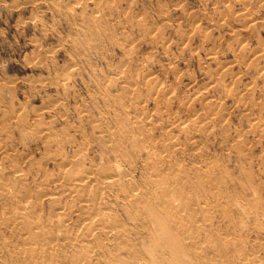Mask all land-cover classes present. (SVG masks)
<instances>
[{
    "label": "rangeland",
    "instance_id": "rangeland-1",
    "mask_svg": "<svg viewBox=\"0 0 264 264\" xmlns=\"http://www.w3.org/2000/svg\"><path fill=\"white\" fill-rule=\"evenodd\" d=\"M66 160L175 190L189 264H264V0H0V264H75Z\"/></svg>",
    "mask_w": 264,
    "mask_h": 264
},
{
    "label": "bare ground",
    "instance_id": "bare-ground-1",
    "mask_svg": "<svg viewBox=\"0 0 264 264\" xmlns=\"http://www.w3.org/2000/svg\"><path fill=\"white\" fill-rule=\"evenodd\" d=\"M163 96L165 97V94ZM142 140L139 137L134 138L136 143ZM77 152L79 153V150ZM68 161L66 160L59 169L56 180L61 182L60 186L65 187L66 194L78 199L80 209L85 213L83 219L91 224V229L84 235L80 229L84 230L79 228L82 223L80 221L79 230H74L76 233L71 235L69 231L73 229V224L62 225L64 233L61 232L62 235L56 239L63 241L59 245L61 249L70 250L68 255L65 254L66 258L63 257L64 260L75 264H189L183 256L187 248H194L197 257L203 254L202 248L192 240L188 232L189 225L184 222L189 215L187 207L179 201L175 190L163 184L149 187L151 183V180L148 182L149 177L146 179L148 187H141L134 180L130 169L120 163L109 164L104 173H95L85 168L76 171ZM2 173L4 172H0V178L4 176ZM55 193L49 196L54 205L60 199ZM62 205L58 207L59 213L55 212L58 216L55 215L64 220L62 216L66 215L67 207L64 209ZM118 206L123 209L125 218L116 214ZM30 207L29 203L18 205L13 220L26 215ZM34 228L38 229L39 225L35 223ZM134 228L144 230L140 244L135 243L133 233L137 230ZM40 236L41 232L37 230L30 235L29 241L35 242ZM111 241L115 242L116 248H111L109 243ZM223 241L228 242L224 237ZM55 249L56 247L52 245L51 250ZM42 252L44 251L29 248V255L34 257H41ZM238 258L251 264H260L254 263L246 256L241 255Z\"/></svg>",
    "mask_w": 264,
    "mask_h": 264
}]
</instances>
